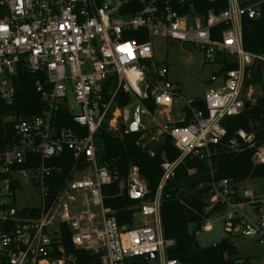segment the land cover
<instances>
[{
	"label": "built area",
	"instance_id": "built-area-1",
	"mask_svg": "<svg viewBox=\"0 0 264 264\" xmlns=\"http://www.w3.org/2000/svg\"><path fill=\"white\" fill-rule=\"evenodd\" d=\"M207 2H225L226 8L203 12L202 0H0V106L15 103L20 68L40 76L34 87L43 103L41 115L6 114L2 119L0 264H67L71 257L65 256L61 244L64 231L76 249L99 256L102 264L154 259L158 264H183L166 256L173 242L164 240L160 204L164 186L186 158L210 169L207 213L219 208L215 214L223 216L231 238L254 240L264 248V195L240 192L241 183L217 180L214 174V159L227 137L222 123L239 116L252 102L244 96L247 72L256 62L264 65V55L244 49L242 32L244 19L262 16L264 0ZM219 26L224 29L216 39ZM155 39L193 46L207 61L227 57L236 67L222 74L220 89L187 99L155 60ZM112 79L115 87L108 90ZM122 95L128 101L121 107ZM149 104L156 106L154 112ZM137 108V132L154 129L142 118L156 122L160 113L170 123L155 127L152 139L170 135L180 156L162 165L164 174L154 199L140 206V215L153 218L151 225L122 227L105 206L103 191L114 178L99 166L95 138L104 124L109 131L122 125L124 133H130L131 110L135 114ZM175 108H180L182 122L188 117L187 126L175 125L171 117ZM61 109L73 116L85 136L82 130L55 125ZM237 136L252 142L244 131ZM229 143L232 149L239 146L237 138ZM63 154L71 155L73 163L60 181L64 168L51 161ZM253 160L264 164V147L257 149ZM26 183L38 192L39 206L18 207L17 192ZM128 184L136 187L139 199L145 198L147 186L137 168L131 169ZM124 185L122 181L120 188ZM205 227L210 229L209 224Z\"/></svg>",
	"mask_w": 264,
	"mask_h": 264
},
{
	"label": "trees",
	"instance_id": "trees-1",
	"mask_svg": "<svg viewBox=\"0 0 264 264\" xmlns=\"http://www.w3.org/2000/svg\"><path fill=\"white\" fill-rule=\"evenodd\" d=\"M199 0H197L198 2ZM203 12L210 9L216 11L226 8L225 2L209 4L202 0ZM223 26L214 31V38L221 35ZM244 49L254 55H264V5L262 16L256 20L244 19L242 24ZM221 73L234 69L235 64L229 58H219ZM38 75H32L26 69L20 68L16 78L17 99L10 107L0 106V136L3 135L2 119L4 115L31 117L41 115L43 103L41 94L34 87ZM44 80L43 77H41ZM264 65L254 63L247 72L245 88L259 86L262 95L254 102H249L251 108L244 110L239 116L228 117L223 121L227 130V137L219 148L214 159V174L217 180L228 179L233 184L242 183L249 179L264 178V164L253 160L257 149L264 147ZM108 90L115 87L114 79L107 85ZM107 90V91H108ZM128 101V100H127ZM126 102H119L124 106ZM202 106V105H201ZM152 112L156 106L149 104ZM54 123L59 129L82 130L73 120V116L65 109H61L54 117ZM186 120L178 121L176 126H187ZM9 129V125H8ZM154 129L144 132H130L125 134V128L119 125L115 132L109 131L104 124L96 135L97 157L100 167H106L114 182L104 188L105 206L112 211L120 226H133L140 213V206L144 201L153 200L162 180L165 162L174 163L180 156L170 135L164 134L158 142L146 144L154 138ZM244 131L252 137L251 143H245L237 136ZM238 139L236 149L229 147V142ZM254 145V147H251ZM55 162L64 168L61 179L68 175L69 165L73 161L69 154H63ZM137 168L140 178L146 183L147 194L144 199L132 200L129 193L128 177L131 169ZM195 170V173L190 172ZM124 182L123 188L120 183ZM211 174L208 166L197 160L186 158L175 170L174 177L167 181L162 191L160 217L164 240L172 241L173 246L167 248L166 256L169 260H176L183 264H252L254 257H238L237 240L228 234L220 243L209 247H202L198 242L197 233L201 232L209 217L219 212V208L207 213L210 205ZM62 246L66 257H72L67 264H102L99 256L91 255L76 249L70 240V234L64 231ZM61 255H56V258ZM134 264H148L136 262Z\"/></svg>",
	"mask_w": 264,
	"mask_h": 264
},
{
	"label": "rangeland",
	"instance_id": "rangeland-1",
	"mask_svg": "<svg viewBox=\"0 0 264 264\" xmlns=\"http://www.w3.org/2000/svg\"><path fill=\"white\" fill-rule=\"evenodd\" d=\"M153 46L155 49V60L163 68L167 69L169 79L182 87V94L185 98H202L206 93L222 87L223 75L219 60L207 61L202 50L193 46H184L179 42L155 39ZM261 95L262 89L259 86H249L244 90L245 98L252 102ZM183 103L182 101L181 105ZM74 104L75 100L71 102V105ZM74 111L76 112L77 110L75 109ZM131 111L134 115V110ZM171 117L174 122L181 121L183 115L180 113V108H175ZM142 121H145L152 128L170 123L164 116L161 117L160 113L157 114L156 122L147 117H143ZM159 139L160 137L156 136L155 140H148L146 144L158 142ZM86 173L81 175L84 176ZM238 189L240 192H244L246 189L256 194L264 195V178L246 180L238 186ZM39 203L38 192L30 183H26L24 188L17 192L18 207L26 205L37 207ZM152 222L153 218L140 214L135 219V225H143L144 223L151 225ZM206 224L210 225V229H205L206 227L204 226L198 235V242L202 247L215 245L227 237L225 222L221 214H214L209 217ZM237 248L239 251L238 257L243 258L246 257L244 256L246 253H251V255H254L252 264H264V248L257 242L252 240L239 242L237 243ZM70 260L74 261L72 257ZM148 263L158 264L155 259L150 260Z\"/></svg>",
	"mask_w": 264,
	"mask_h": 264
},
{
	"label": "water",
	"instance_id": "water-1",
	"mask_svg": "<svg viewBox=\"0 0 264 264\" xmlns=\"http://www.w3.org/2000/svg\"><path fill=\"white\" fill-rule=\"evenodd\" d=\"M120 100L124 102L125 96L122 95ZM251 108V105L249 103L246 104L245 109L248 110ZM140 123V108H137L135 114H134V120L130 126V132L134 133L138 131V126ZM129 193L132 200H138L140 197L139 192L136 190V187L134 185H130L129 187ZM153 255L149 256V259H152Z\"/></svg>",
	"mask_w": 264,
	"mask_h": 264
},
{
	"label": "crops",
	"instance_id": "crops-1",
	"mask_svg": "<svg viewBox=\"0 0 264 264\" xmlns=\"http://www.w3.org/2000/svg\"><path fill=\"white\" fill-rule=\"evenodd\" d=\"M258 195H260V194H258ZM247 240H250V239H247ZM247 240H237L236 242L237 243H239V242H245V241H247ZM252 241H254V240H252ZM256 242V241H255ZM244 256H246V257H253L254 255H251V253H246V255H244Z\"/></svg>",
	"mask_w": 264,
	"mask_h": 264
}]
</instances>
